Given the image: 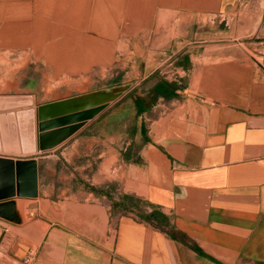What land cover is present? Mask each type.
<instances>
[{"label":"crops","instance_id":"0c3cea01","mask_svg":"<svg viewBox=\"0 0 264 264\" xmlns=\"http://www.w3.org/2000/svg\"><path fill=\"white\" fill-rule=\"evenodd\" d=\"M241 1L0 0V56H22L25 66L41 68V80L89 79L115 64L139 63L145 81L168 49L173 78H153L143 92L159 80L184 86L177 98L158 97L141 115L148 141L136 153L123 117V136L85 137L104 118L87 121L72 144H86L85 155L100 160L90 175L80 173L84 167L66 173L56 149L0 152V221L30 227L29 239L15 234L7 246L12 264H264V64L231 46L204 47L194 56L184 44L191 27L242 15ZM258 34L264 38V6ZM184 55L187 66L175 65ZM35 96L0 94L30 99L0 112L1 144L20 145L28 119L17 113L34 114L37 140ZM79 177L141 203L113 211L111 200ZM152 210L166 216L169 228L142 217ZM3 232L0 226V239Z\"/></svg>","mask_w":264,"mask_h":264},{"label":"rangeland","instance_id":"374dc122","mask_svg":"<svg viewBox=\"0 0 264 264\" xmlns=\"http://www.w3.org/2000/svg\"><path fill=\"white\" fill-rule=\"evenodd\" d=\"M263 6L264 3L261 0H242L241 6L238 8L242 15L217 16L213 20H206L202 25L191 27L190 32L184 39V44H187L186 48H191L189 54L195 56L204 47L214 45L231 46L264 64V60L261 58L264 57V38L263 35L258 34ZM170 51L167 49L159 54V60L165 62L159 70L152 74L154 77L151 78L152 75H150L145 81H142L145 68L139 63L134 66L131 64H115L109 71L103 74L97 72L89 79L61 82L41 80L40 67L25 66L22 56L10 61L8 55L4 54L0 56V94L35 93L39 119L41 120L69 115L91 107L103 106V110L97 116H101V120L103 118L104 120L94 125L88 132L86 131L84 136L87 137L92 134L107 136L111 133L120 132L123 136V129L119 128L120 117H123L124 120H127V138L131 144L130 152L136 153L140 144L144 143L140 133L142 117L136 115L133 99L129 97V94L136 91L135 96L146 97L148 108L157 102L154 95H146L143 90L151 86L153 78H165L172 75L173 72H170L172 67H167V64L172 60L169 58ZM176 64L183 68L187 66L183 56L175 62ZM171 78H173V75ZM43 101L47 103L40 104ZM110 113H114V115L109 116ZM67 127L69 126L51 129L44 131V133L60 131ZM76 133L77 131L68 136L65 135L50 150L56 149L52 154L61 159L63 170L66 173H76L78 171L73 170L74 167H84L85 169H81L80 173L90 175L91 170H95V166L100 160L96 156L85 155L87 154L86 144H83V146L72 144V136H78V133ZM72 145L80 153L75 160L73 157H69L72 156ZM82 152H84V155ZM61 156H64L65 159ZM77 180L84 183L86 188L92 187L89 185L91 181L85 182L82 177ZM111 188V185H108L106 189H103L110 193L109 189ZM109 195L116 202L121 198L119 195Z\"/></svg>","mask_w":264,"mask_h":264},{"label":"water","instance_id":"95a60500","mask_svg":"<svg viewBox=\"0 0 264 264\" xmlns=\"http://www.w3.org/2000/svg\"><path fill=\"white\" fill-rule=\"evenodd\" d=\"M30 104V99L25 97H0V112L16 109ZM103 106L91 107L81 111L74 112L69 115L60 116L51 119H39L37 129L39 135L37 140L35 138V116H30L25 113H17L16 117H24L28 119L24 129L20 128L21 143L9 144L6 142L0 143V152L10 155H33L37 151H47L53 148L58 141L65 135L73 134L82 128L87 121L95 118L101 111ZM40 117V116H39ZM29 123V124H28ZM69 126L60 131H51L44 133L51 129ZM0 226L4 229L3 235L0 239V264H12L11 260L5 256L7 246L15 234H19L24 238H30L27 227L23 230L10 226L5 222L0 221Z\"/></svg>","mask_w":264,"mask_h":264},{"label":"trees","instance_id":"16d2710c","mask_svg":"<svg viewBox=\"0 0 264 264\" xmlns=\"http://www.w3.org/2000/svg\"><path fill=\"white\" fill-rule=\"evenodd\" d=\"M183 60L185 61V63H188V55H184L183 56ZM154 77L153 75L151 76V78ZM181 84H178L177 81H171L168 82L167 80H159V83L150 91L149 94L146 95H154L155 99H157L158 97H162L164 99H172V98H177L178 95V91H182L184 89V86L182 85V82L180 81ZM136 91L132 92L129 94V97H131L133 99V104L135 107V113L137 116L142 115L145 111H147L148 106L146 105V97L142 98L140 96H135ZM140 133L142 135L143 141L147 142L148 138L146 137V133L145 130L143 128V124H141L140 127ZM123 159L125 161L130 160L131 157H133L132 162L134 163H139L140 160L138 157H136L135 155H131V154H123ZM89 190L95 194L98 195H104L107 198H109L111 200L112 203V210H119L122 213H127L130 212L132 209H136L138 208V205L141 203V201L128 196V195H122L119 201H113L111 199V196L109 195L108 192H106L103 188H93L90 187ZM142 217L148 221V222H153L156 223L157 225L163 226L165 228H169V223L168 220L166 218V216H164L162 213L158 212L157 210H152L150 213L148 214H142ZM169 231L171 232V234L173 236H177L178 238L182 239V240H187L184 236H178L177 234H175L174 232H172L170 229ZM191 248L197 252L198 254H202L201 250L199 248H197L196 246H191Z\"/></svg>","mask_w":264,"mask_h":264},{"label":"built area","instance_id":"2783aa9c","mask_svg":"<svg viewBox=\"0 0 264 264\" xmlns=\"http://www.w3.org/2000/svg\"><path fill=\"white\" fill-rule=\"evenodd\" d=\"M215 18V17H214ZM214 18H211V20H213Z\"/></svg>","mask_w":264,"mask_h":264}]
</instances>
